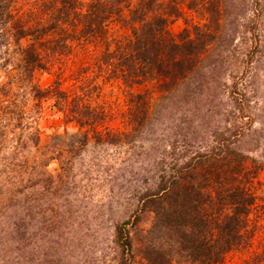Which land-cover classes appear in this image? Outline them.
<instances>
[{"label":"rangeland","instance_id":"obj_1","mask_svg":"<svg viewBox=\"0 0 264 264\" xmlns=\"http://www.w3.org/2000/svg\"><path fill=\"white\" fill-rule=\"evenodd\" d=\"M92 1L75 0L55 27L49 0H10L5 11L8 24L47 31L35 43L41 65L29 78L18 67L27 41L0 38V71L11 78H0V264H117L114 225L136 214L131 264H149L140 234L152 213L138 212L139 196L221 132L248 157L235 184L253 202L240 240L210 264H264V0H154L174 40L198 26L208 42L170 93L164 83L125 77L116 58L112 67L105 61L131 39L135 0H120L123 14L105 11L102 31L84 34L81 14ZM52 88L66 100L50 109ZM141 100L147 114L139 127L131 110ZM88 120L94 128L81 125ZM43 165L47 173L33 185L29 173L34 178ZM215 208L222 212L220 203ZM170 246L169 264H198Z\"/></svg>","mask_w":264,"mask_h":264},{"label":"trees","instance_id":"obj_2","mask_svg":"<svg viewBox=\"0 0 264 264\" xmlns=\"http://www.w3.org/2000/svg\"><path fill=\"white\" fill-rule=\"evenodd\" d=\"M119 1L90 2L89 10L81 14L82 17H88L83 33L102 31L101 22L113 7L115 14H123ZM9 3L10 0H0V38L8 44L27 41L20 51L18 67L29 78L32 71L41 65L35 43L47 30L44 27L28 26L20 21L8 24L5 11L8 13ZM154 3V0L134 1L129 8V20L133 23L130 28L131 39L125 50H113L109 53L112 57L108 56L105 61L112 67L111 61L116 58L125 77L131 76L138 83L152 80L164 83L165 90L170 93L187 79L197 63L198 54L208 42L201 36L205 31H199L198 26H194L193 36L187 35L180 41L174 40L165 30L166 18L154 14ZM49 5L57 12L53 27L66 21L75 11V0H49ZM106 7L108 9L104 10ZM103 10L107 13L103 14ZM3 77L11 83L10 74L5 70L0 71V78ZM49 92H52L49 98L53 100L50 109L61 106L63 100L58 102L57 98L66 100V94L57 88L49 89L46 93ZM39 95L44 96L43 93ZM2 101L0 96V106ZM141 101L140 104L135 102V108L131 110V116L133 120L136 119L139 127L144 124L147 114L143 100ZM81 111H88V108L84 106ZM92 122L88 120L81 122V125L94 128ZM84 134L81 147L88 142L86 132ZM112 138L115 136L109 139ZM214 138L215 144L210 148L195 152L169 173L164 170L160 172L153 185L139 196L138 212L147 210L152 213L150 225L140 234V248L149 264H169L172 241L177 250L192 263L210 264L220 260L242 237L253 198L235 181L242 171L243 161L248 157L237 154L230 145L231 138L223 136V132ZM45 167L46 165L40 167L34 178V174L29 173L27 179L33 180V185L37 186L42 173H47ZM2 175L0 174L1 177ZM217 203H220L219 209L222 212L217 208L213 211L209 209ZM138 220L139 216L136 214L135 219L114 225V241L119 247L117 264H131L135 257L131 231L138 225Z\"/></svg>","mask_w":264,"mask_h":264}]
</instances>
